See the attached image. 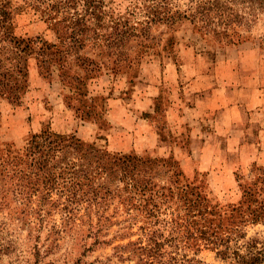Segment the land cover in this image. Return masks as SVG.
Masks as SVG:
<instances>
[{
  "label": "rangeland",
  "instance_id": "obj_1",
  "mask_svg": "<svg viewBox=\"0 0 264 264\" xmlns=\"http://www.w3.org/2000/svg\"><path fill=\"white\" fill-rule=\"evenodd\" d=\"M165 1L179 9H184L187 3V0ZM24 2L12 0L13 34L54 41L47 22L33 9L20 7ZM149 4L150 0H112L106 8V19H115L105 27L106 32L118 34L124 30L114 23L118 19L121 24L136 27L135 37L119 41L115 34L112 47L92 46L89 42L69 54L60 47L61 51L53 57L48 52L42 56L33 52L27 56L28 83L21 90L20 99L0 98V151L9 146L21 150L32 134L43 130H70L72 126L71 131L61 134L74 132L81 139L79 126L87 122L98 126L97 135L92 136L96 146L111 151L93 171L97 176L94 184L104 187L101 200L67 201V191L60 192L54 187L51 196L43 198L44 193L39 191L27 199L0 176V264H135L137 240H145L153 231L169 234L162 222L179 203L177 186L187 183L197 186L221 212L238 206L246 187L264 190V163L260 158L239 159L237 142L222 159H202L195 152L187 160L175 157L173 142L187 144L195 124L189 120L179 126L172 118L168 121L165 111L171 100L169 94L174 90L193 104L199 90L190 80L215 69L219 75L231 70L248 71L247 75H256L264 87V41L260 39L264 37V19L260 18L251 32L241 30L245 37L232 43L198 32L187 20L174 24L151 21L154 14L147 7ZM120 51L125 55L119 56ZM28 52L21 53L24 57ZM169 68L172 79L167 76ZM139 78L146 82V91L151 89L155 96L154 111L146 114L157 126L159 139L164 141L157 155L132 151L128 146L134 137L126 136L122 130L120 136L127 141L123 149L109 146L104 135L110 124L107 111L111 100L107 98L120 96L125 100L121 108L135 114ZM209 81L210 86L213 79ZM86 111L89 117H85ZM261 112L264 115V108ZM132 114L128 120L132 129L128 133L137 130V118L133 119ZM255 126L249 129L253 137L263 127ZM240 140L245 139L241 136ZM241 141L238 146L243 145ZM259 142L260 138L256 145ZM95 165L92 162L90 167ZM157 190L173 192L160 204L159 211L153 204L161 200H156ZM247 228L248 234L264 232V224ZM119 245L125 247L118 248ZM163 248L173 249L167 245ZM193 251L179 250L189 255ZM195 254L207 264H227L210 248L201 246Z\"/></svg>",
  "mask_w": 264,
  "mask_h": 264
},
{
  "label": "trees",
  "instance_id": "obj_2",
  "mask_svg": "<svg viewBox=\"0 0 264 264\" xmlns=\"http://www.w3.org/2000/svg\"><path fill=\"white\" fill-rule=\"evenodd\" d=\"M111 1L25 0L20 7L33 9L53 31L55 40L48 41L40 36H15L11 31L15 10L12 0H0V98L20 99L21 90L28 83L27 56L33 52L39 56L48 52L53 57L61 51L60 47L69 54L72 49H83L89 42L92 46L112 47L116 32L109 34L105 29L115 19H106V8ZM150 1L147 7L154 14L151 21L174 24L187 20L198 32L232 43L245 37L241 30L251 32L259 19H264V0H187L184 9L170 7L165 0ZM116 20V25L124 27L116 34L119 41L137 35L135 26ZM260 39L264 41V37ZM125 41L121 43L123 46ZM27 51L23 57L21 52ZM124 55L125 52L119 53ZM84 115L89 117L90 113L86 111ZM108 153L111 151L81 140L74 132L64 135L43 130L32 134L21 150L10 146L1 149L0 176L27 199L39 191L44 193L43 198L51 196L54 187L60 192L67 191V201L101 200L104 187L94 184L97 176L93 171ZM92 162L96 164L94 167H90ZM177 189L179 203L167 212L169 218L162 222L169 234L153 231L145 240H137L135 264H207L195 254L201 246L213 250L227 264H264V232L248 234L247 228L264 224L262 188L246 187L239 205L224 212L216 210L195 185L187 183ZM172 195L173 192L157 190L156 200H161L153 203L155 210L159 211L160 204ZM165 245L173 249L167 251ZM186 248L193 249V254L179 252ZM132 251L135 254V249ZM118 256L123 259L122 255Z\"/></svg>",
  "mask_w": 264,
  "mask_h": 264
},
{
  "label": "crops",
  "instance_id": "obj_3",
  "mask_svg": "<svg viewBox=\"0 0 264 264\" xmlns=\"http://www.w3.org/2000/svg\"><path fill=\"white\" fill-rule=\"evenodd\" d=\"M248 73L250 72L231 70L224 75H219L216 69L213 70V73H201L198 76L193 73L195 78L190 81L197 85V90H199V95L193 104L188 103L183 95L178 94L176 90L173 91V94H169L171 100L168 109L165 110L168 121L174 119L172 121L179 123V126L189 120L195 124L191 129L190 140L187 144L179 141L178 143L173 142L172 151L175 157L180 156L187 160L195 152L202 159L205 157L222 159L228 154V149H234L235 143L238 144L243 136L245 140L240 143L243 145L236 144L237 152H240L238 158L241 160L260 158L259 160L264 163V115L261 114V108H264V87L256 75L249 77ZM167 76L172 79L171 68H169ZM210 78L213 81L209 86ZM146 86L147 84L142 78L137 80V99L135 98L137 112L135 114L121 108L125 106V100L120 96L107 98L111 100L107 111L110 124L104 135L109 146L118 145L120 149L125 148L127 141H123L124 137L120 136L124 132L125 135L127 134L126 136L134 137L132 145L128 146L132 151L147 152L150 155L160 153L159 148L162 147L160 145H163L164 141L159 139V134L156 131L157 126L146 114L147 111H154L155 96H152L151 89L150 92L146 91ZM185 87L182 88L185 89ZM122 104L124 105L122 106ZM129 114L133 115V119L137 118V130L130 133L128 130L132 127L128 126L131 116ZM260 124L263 127L254 134V137L251 136L249 131L253 126L258 127ZM71 129H57L55 132L68 133ZM97 130V124L92 122L79 126L80 137L86 142H93L95 137L92 136L97 135ZM259 138L260 142L256 145ZM243 151L245 154H241ZM256 154L257 157L253 156Z\"/></svg>",
  "mask_w": 264,
  "mask_h": 264
}]
</instances>
